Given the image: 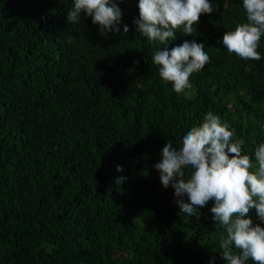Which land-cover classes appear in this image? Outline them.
<instances>
[{
  "label": "trees",
  "instance_id": "trees-1",
  "mask_svg": "<svg viewBox=\"0 0 264 264\" xmlns=\"http://www.w3.org/2000/svg\"><path fill=\"white\" fill-rule=\"evenodd\" d=\"M116 2L129 32L104 37L91 17L67 23L73 0H0V264H226L214 202L199 220L179 213L153 166L209 111L254 162L264 37L259 61L229 54L242 0H209L192 36L167 45L195 40L209 56L177 94L152 61L163 46L136 32L138 0Z\"/></svg>",
  "mask_w": 264,
  "mask_h": 264
},
{
  "label": "clouds",
  "instance_id": "clouds-1",
  "mask_svg": "<svg viewBox=\"0 0 264 264\" xmlns=\"http://www.w3.org/2000/svg\"><path fill=\"white\" fill-rule=\"evenodd\" d=\"M124 0H120L123 3ZM246 21L225 31L221 44L229 54L245 61H259L260 41L264 37V0H242ZM139 17L134 19L136 32L150 43L163 46L152 56L158 76L180 94L190 89V77L209 62L205 45L195 40L167 47L181 32L192 36L200 17L214 11L209 0H138ZM91 17L99 34L121 33L122 11L116 0H73L67 11V23H77L81 16ZM72 37L69 36L70 43ZM138 64L139 61H134ZM243 139H234V130L220 117L207 112L199 126H193L178 147L167 141L161 159L154 164L162 186L174 189L179 213L201 217L200 209L209 201L212 219L223 229L219 249L226 264H264V227L253 225L249 212L255 209L264 223V142L258 144L253 159L242 154ZM123 171L117 166V172ZM125 178L116 180L117 184Z\"/></svg>",
  "mask_w": 264,
  "mask_h": 264
}]
</instances>
